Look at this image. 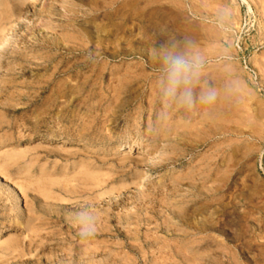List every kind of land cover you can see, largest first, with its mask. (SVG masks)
<instances>
[{"label":"rangeland","instance_id":"1","mask_svg":"<svg viewBox=\"0 0 264 264\" xmlns=\"http://www.w3.org/2000/svg\"><path fill=\"white\" fill-rule=\"evenodd\" d=\"M0 264H264V0H0Z\"/></svg>","mask_w":264,"mask_h":264},{"label":"clouds","instance_id":"2","mask_svg":"<svg viewBox=\"0 0 264 264\" xmlns=\"http://www.w3.org/2000/svg\"><path fill=\"white\" fill-rule=\"evenodd\" d=\"M160 50L164 65L163 91L167 99L188 108L193 107L197 99L205 105L215 103L218 97L215 88L208 87L202 90L199 97L194 92L204 69V60L191 42L187 50L183 52L166 51L163 46ZM81 223L79 235L82 239L96 236L97 228L90 218L82 215Z\"/></svg>","mask_w":264,"mask_h":264}]
</instances>
